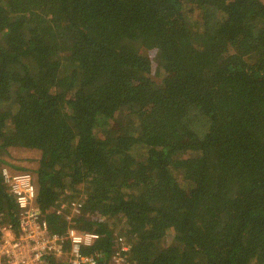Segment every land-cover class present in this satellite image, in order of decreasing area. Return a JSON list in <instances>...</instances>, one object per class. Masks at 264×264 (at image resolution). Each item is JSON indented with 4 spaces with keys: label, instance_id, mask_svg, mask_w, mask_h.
<instances>
[{
    "label": "trees",
    "instance_id": "trees-1",
    "mask_svg": "<svg viewBox=\"0 0 264 264\" xmlns=\"http://www.w3.org/2000/svg\"><path fill=\"white\" fill-rule=\"evenodd\" d=\"M5 167L99 264H264V0H0V225Z\"/></svg>",
    "mask_w": 264,
    "mask_h": 264
},
{
    "label": "built area",
    "instance_id": "built-area-1",
    "mask_svg": "<svg viewBox=\"0 0 264 264\" xmlns=\"http://www.w3.org/2000/svg\"><path fill=\"white\" fill-rule=\"evenodd\" d=\"M2 178L16 201L17 222L0 225V264H99V259L103 257L101 254L85 255L84 252L100 235L79 231L69 224L64 234L53 230L36 202L32 174L12 173L5 167ZM79 208L77 202H64L56 213L70 220L73 213L80 212ZM117 244L104 264H126L123 252L128 251L129 246L123 237L118 238Z\"/></svg>",
    "mask_w": 264,
    "mask_h": 264
},
{
    "label": "rangeland",
    "instance_id": "rangeland-1",
    "mask_svg": "<svg viewBox=\"0 0 264 264\" xmlns=\"http://www.w3.org/2000/svg\"><path fill=\"white\" fill-rule=\"evenodd\" d=\"M139 50L141 53H144V54L146 53L147 55H149V57L153 60V67H152L153 76L157 81H162L166 73L164 70L160 71L161 63L158 62V52L153 51V50H147L146 48H142V47H140ZM21 155L29 156V152L22 151Z\"/></svg>",
    "mask_w": 264,
    "mask_h": 264
},
{
    "label": "clouds",
    "instance_id": "clouds-1",
    "mask_svg": "<svg viewBox=\"0 0 264 264\" xmlns=\"http://www.w3.org/2000/svg\"><path fill=\"white\" fill-rule=\"evenodd\" d=\"M119 237H123V236L118 235V238H119ZM118 238H117V239H118ZM113 243H114V247L112 248V250L117 246V244H116L115 242H113Z\"/></svg>",
    "mask_w": 264,
    "mask_h": 264
}]
</instances>
